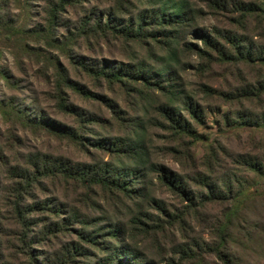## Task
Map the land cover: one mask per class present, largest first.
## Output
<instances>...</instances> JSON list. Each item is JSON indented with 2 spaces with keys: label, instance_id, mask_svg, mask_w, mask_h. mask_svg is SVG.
Listing matches in <instances>:
<instances>
[{
  "label": "rangeland",
  "instance_id": "374dc122",
  "mask_svg": "<svg viewBox=\"0 0 264 264\" xmlns=\"http://www.w3.org/2000/svg\"><path fill=\"white\" fill-rule=\"evenodd\" d=\"M175 1L184 2L194 17L193 25L178 39L177 73L172 76L175 86L189 93L204 112L203 124L193 123L197 134L193 142L169 130L156 110L159 95L152 90L142 84L126 83L123 86L104 79L96 80L74 64V59L69 60L63 52L51 48L50 42L39 34L10 36L8 31L5 32V26H0V247L6 254L18 255L16 264H26L28 259L18 252L20 249L10 248L14 242L10 234L17 232V227L9 220L11 203L15 189L22 185V182L19 185L14 182L17 181L15 169L26 168L29 163H39L40 167L46 163L50 166L56 163L76 166L84 163L94 166L101 161L113 163L112 154L90 146L94 141L109 142L119 137L143 142L150 162L164 165L170 173L189 181L195 196L203 191L194 185L195 179L201 177L198 173L209 175L218 182L220 178H232L237 188L242 187L236 184L239 182L244 187L250 185L251 191L263 190L262 178L239 164L238 155L259 153L264 162V127L252 129L235 123L228 125L224 116L232 115L234 119L238 111L260 114L258 100L244 101L233 95L256 88L259 82L264 85V63L224 64L215 58L216 54L211 60L203 58L199 52L204 49L201 30L217 38L219 45L230 52L233 50L223 40V34L236 35L253 50L264 49V17L259 11L249 15L246 11L257 0ZM111 2L115 4L114 8ZM43 5L42 0L35 1L32 9L38 16L29 23L30 27L45 25L40 12ZM136 5L141 11L150 9L148 5L134 1ZM131 8L128 0H123L122 5L116 0H87L83 8L67 11L62 25L53 35L63 41L91 14L102 17L108 11H119L118 16L125 19L124 13ZM25 43L26 49L23 48ZM160 47L154 44L126 46L112 38L79 37L73 41L71 55L92 65L93 69L105 62L115 68L134 65L135 71L146 73L149 68H157L159 59L167 55ZM56 59L62 74L89 94L80 93L76 87L63 88L65 101L74 108L72 113L63 111L57 97L61 73L53 66ZM212 90L225 94L213 95ZM15 115L24 118L18 119ZM27 117L50 126L31 123ZM59 128L62 131L69 129L87 141L81 146L75 139L54 130ZM145 174L141 178L147 185L145 193L161 200L167 215L147 205L148 198L131 200L95 186L93 190L88 189L60 176L44 177L39 185L23 192L24 205L35 209L30 216L39 227L53 230L56 223L62 225V219L72 224L69 226L71 231L55 232L35 243L34 254L39 262L99 264L111 256L117 243L107 235L108 231L119 225L123 227L118 237L121 244L136 247L141 251V257L146 261L153 260L154 264H224L216 252L221 236L220 224L224 222L228 202L217 201L190 210L186 202L162 185L156 172L145 171ZM253 181L259 185L251 184ZM247 207L253 221L264 213L259 200L248 203ZM84 223L86 228H83ZM80 230L84 234L97 233V244L83 242V236L77 235ZM241 242L231 249L238 264H264L263 244L259 241L245 243L243 238Z\"/></svg>",
  "mask_w": 264,
  "mask_h": 264
},
{
  "label": "trees",
  "instance_id": "16d2710c",
  "mask_svg": "<svg viewBox=\"0 0 264 264\" xmlns=\"http://www.w3.org/2000/svg\"><path fill=\"white\" fill-rule=\"evenodd\" d=\"M37 0H0V26H5V32L10 36H17L27 34H38L50 42V47L60 52H63L69 60H75L83 71L87 72L89 76L96 80L104 79L106 82L112 84H120L126 86L127 84H142L148 90H152L155 94L159 95V101L156 105L157 113L168 125V128L174 134L187 137L193 142L197 134L193 128V123L203 124L205 120L202 108L194 101L193 97L187 93L180 86H175V77L177 71L175 70L178 57V39L182 37L185 29L193 25L194 17L190 15L189 8L184 2L175 0H128L132 8L123 17L118 16L119 11H108L102 17L91 14L87 19L81 20L77 26L76 31H71L65 40L60 41L53 35L56 28L62 25L63 16L69 9L83 8L87 0H42L43 6L41 8L42 18L45 25L36 24L30 27L29 23L38 16L34 11L33 5ZM123 0H116L118 5H122ZM134 1L148 5L150 9L146 8L141 11L134 6ZM258 3L256 5L255 3ZM249 5L246 9L247 14H255L259 11L261 16L264 17V0H257ZM113 4V8L115 4ZM136 10L138 13L136 14ZM16 11L17 13H13ZM259 16V15H257ZM260 17V16H259ZM204 33L202 44L204 49H199L203 58L216 59L224 64H251V63H264V49L253 50L250 44H245L242 40L237 38L236 35H221L225 43L233 51L224 50L225 48L219 45V40ZM200 30L198 32L201 33ZM74 32V33H73ZM79 37L99 38L102 40L114 39L120 40L123 45L132 46L144 45L161 46L167 54L160 60V65L157 68H149L146 73L141 70L135 71L134 65L121 66L119 68L111 67L103 62L101 66L92 68V65L84 64L79 58H74L71 54V47L73 41ZM161 39L163 41H161ZM165 40V41H164ZM161 44V45H160ZM27 43L23 45L26 49ZM190 51V50H189ZM255 51V52H253ZM53 66L60 71L59 84L56 87L57 97L60 100V106L63 111L72 113L73 107H69L63 95V88L76 87L80 93L89 95L80 86L73 84L67 76L62 74L60 63L58 59L53 62ZM259 82V81H258ZM213 95L223 96L225 93H217L212 90ZM264 94V85L258 83L256 88H249L238 92L235 96L236 99L244 101L258 100L260 102V114L246 111H238L236 118L232 119L231 116H224L226 124L231 125L235 123L239 127H247L252 129H261L264 127V101L262 95ZM230 95V94H229ZM189 115H185V113ZM19 113V111H16ZM18 119L24 118L21 115H15ZM21 116V117H20ZM26 116V115H25ZM89 120V119H88ZM88 120L84 122H88ZM27 121L39 124V126H50L44 121L32 120L27 117ZM55 131L66 135L71 139H75L81 146L87 141L82 136H77L76 133L62 131V129H54ZM113 140V141H112ZM264 140V138H263ZM264 144V142H263ZM90 146L103 150L114 156L115 160L112 162L101 161L97 165H90L87 163L81 165H69L64 163H56L53 166L43 165L39 163H29L26 168H16L14 176L17 181L15 184L19 185L14 191L15 198L11 203V216L9 220L17 227V232L10 234L13 237V244L11 249L18 251L20 254L27 256L26 264H44L39 262L37 256L34 254L35 243H40L46 236L54 234L55 232L71 231L72 228L67 224V219H62V225L56 223L55 228L46 229V227H39L36 220L30 216V212L35 211L30 206H25V198L23 192H29L32 186L39 185L44 177H63L64 179L72 180L77 185H82L88 189L93 190L95 187L115 192L117 195L121 194L127 199L135 200V198H142L147 200V205L162 214L167 215L166 209L162 206V201L151 197L145 193L146 183L141 181V178L146 176L145 171L156 172L159 175L160 181L169 191L176 196H179L184 202L187 203L186 207L194 210L197 206L204 207L206 204L214 203L217 201L228 202L227 211L225 213L224 222L220 224L219 248L216 255L224 264H238L235 261V253H233L232 246L242 244L241 239L245 243H257L258 241L264 245V213L257 221L251 220L247 209L248 203H255L260 201L264 208V188L261 192L258 189L251 191L250 185L244 187L239 182H236V187L230 179L220 178L219 182L213 181L209 175L201 174L199 179H195L194 185L203 189L199 195L195 196L186 179L178 175L170 173L164 166L157 163L150 162L148 158L147 148L141 141L123 140L119 137L111 139V141H94ZM259 155V153H258ZM246 154L240 156L239 164L245 166L246 170L251 174L262 178L264 184V162L263 158ZM58 164V165H57ZM49 166V167H48ZM15 177H12V179ZM251 184L259 185L258 182L253 181ZM141 185L142 188H135ZM95 186V187H94ZM205 191V192H204ZM257 194V195H256ZM147 196V197H146ZM35 207V206H34ZM40 208V205H36ZM252 208H254L252 206ZM53 212V210H50ZM251 211V210H249ZM253 214V213H252ZM147 216L151 217L148 213ZM134 222V220L132 221ZM86 224H83V228ZM88 227V226H87ZM48 228V227H47ZM123 227L119 225L114 226L108 231L112 240L117 241L111 250V256L106 258L99 264H154L153 260L146 261L141 257V251L136 247H132L127 243L121 244L118 239L119 234ZM0 228V232H1ZM37 230V231H35ZM48 230V231H46ZM236 231V232H235ZM90 231L84 234V231H78L77 235L83 236V242L97 244L95 242L97 233ZM258 239V240H257ZM233 242L234 244L230 245ZM263 242V243H262ZM17 244V245H16ZM19 245V248H18ZM1 246V244H0ZM6 247V246H5ZM82 248V247H81ZM224 248V253L222 251ZM70 253V249L67 250ZM81 255H84L81 253ZM18 255L11 253L6 254L0 247V264H16ZM46 263L47 260L45 259Z\"/></svg>",
  "mask_w": 264,
  "mask_h": 264
}]
</instances>
